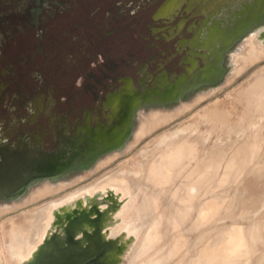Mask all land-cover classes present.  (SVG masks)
I'll list each match as a JSON object with an SVG mask.
<instances>
[{
  "label": "flooded vegetation",
  "instance_id": "flooded-vegetation-1",
  "mask_svg": "<svg viewBox=\"0 0 264 264\" xmlns=\"http://www.w3.org/2000/svg\"><path fill=\"white\" fill-rule=\"evenodd\" d=\"M169 1L162 0L147 21L140 19L146 29L139 37L123 33L131 25L122 26L118 2L116 11L108 13V31L83 53L91 57V68L86 69V62L76 74L65 70L73 57L69 35L46 33L41 27L42 22L52 26L49 15L56 9L54 3L31 0L0 15V210L24 202L45 183L72 185V173H90L108 157L129 152L145 115L222 85L233 65V47L261 26L260 18L251 23L244 16L243 3L233 15L240 16L235 24L207 15L199 26L189 23L185 34L188 19L178 16L174 24L176 12L169 15ZM129 7L128 2L125 9ZM138 8L136 4L130 15H136ZM8 24L38 31L33 51L23 50L17 70L3 63L4 48L13 34L11 29L1 32V27ZM52 37L53 43L47 44ZM126 37L130 46L122 57L119 47ZM111 45L118 48L117 58ZM148 109L153 110L145 114ZM94 223L97 229L83 248L72 239L44 252L36 264H104L110 250L128 243L125 238L103 240L98 216ZM90 238L112 245L90 261L86 259Z\"/></svg>",
  "mask_w": 264,
  "mask_h": 264
},
{
  "label": "rangeland",
  "instance_id": "rangeland-1",
  "mask_svg": "<svg viewBox=\"0 0 264 264\" xmlns=\"http://www.w3.org/2000/svg\"><path fill=\"white\" fill-rule=\"evenodd\" d=\"M29 1L31 0H0V15L16 9L20 3ZM48 1L54 3L56 7L55 10H52V14L49 15V17L53 18L51 22L52 26L42 22L41 27L46 33L69 35L66 38L68 42L71 41L70 49L73 51V57L72 59L70 58L72 65H68L65 70H67V72L72 71L74 74L78 73V70L80 71L83 66L86 65V62L88 63L89 59H91L90 56H83V53L85 54L87 52V48H94V41L98 36L108 31L110 27L108 24V13L116 11L118 2L122 5V26L126 23H130L129 25H131H128V29L123 31V33L126 32L128 35L135 34L138 35V37L143 34L146 29L144 22L140 21V19H145V21L150 19L154 10L162 2V0H152L151 3H149L150 0ZM128 2L131 3V7L125 9V4ZM169 3L170 6H172L169 15L171 16L173 12H176L174 24H178V18L180 16H184L188 19L185 30L182 32L185 34H187L186 28L189 23L194 21L196 22V26H199L203 23V19H205L207 15L214 17L216 22H232L235 24L238 22L236 16H240L236 15L233 18V15H235L236 10H241L243 3H245L242 9L244 16L249 17L251 23L260 18L261 26L252 30L249 35L238 41L233 47V65L222 85L213 88L209 93L205 92V94H203L204 92H201L189 95V97L182 101L184 103L166 106L165 111H170L169 113H165V115L169 117L166 121H169L167 123L165 121L161 127H156L150 134L144 135L139 140H137L138 138L135 136V139L130 143L129 152H125L123 155L117 153L108 157L95 167V171H91L90 173H72L70 178L75 179L72 185H53L49 192L50 194L47 192L49 194L48 196H45L47 193H44L45 183L38 188L39 190L35 191L37 194L43 193L41 195L42 198H38L37 200L34 199L31 202V198L33 199V194L31 193L29 195L30 198H27L24 202L2 212L0 214V264H24V261L28 258V250L32 244L36 242L35 229L37 230L39 223L41 224V222L44 221L54 202L80 190V188L82 189L95 184L105 177L115 176L117 169L128 162L129 172H127V174L133 178V189L134 191L142 190V200L134 206V209L129 214L133 217L141 212H146L149 208L151 210L153 209L149 217L151 219L154 217L153 220L155 223H153L155 226L146 232L142 230L140 236L144 233V237H139L127 253L123 255V264H200V254L198 252H189L193 243L197 244V248L202 249L207 237L213 236V234L218 232L219 229L221 230V228H223L224 231H228V228L236 225L238 227H244L247 231L251 229L253 217H255L257 212L264 205V147L263 145L257 147L258 141H262L263 135L252 129H250L249 133H247L248 131L244 133V126H250L249 123H256L264 128V0H170ZM57 4H60V6L57 7ZM136 4L137 7H139L136 15H130L131 11L136 10L134 9ZM211 5L212 8H210ZM206 9H208V11L205 12ZM134 18H138V22L134 21ZM136 22L137 26L134 28L133 25H135ZM9 26L8 24L1 27V32L2 30L11 29L12 31L10 33L13 34L4 48L3 63L13 64L14 68L17 70L23 50L33 51L38 31L34 27H27V29L20 30L17 28V25L12 26V28H9ZM132 27L133 29H131ZM46 28L48 30L45 31ZM71 28L72 31L70 30ZM128 38L129 37L123 39L119 47V49L122 50V57H124L123 52L128 50L130 46V40H128ZM51 41H54V37L48 39L47 44H52L53 42ZM57 43L61 44V42ZM251 44L254 45L252 46ZM64 48L65 47L61 49ZM110 50L111 54H113V52L116 53L115 58H117L118 48L111 45ZM254 50H258L261 54L260 56H256L257 58L252 63H248V58L254 56V54H252ZM90 68V64L88 63L86 69ZM256 82H259V84H256ZM214 102L216 106L218 105L217 108H219L221 104V108L217 109L215 105H212ZM214 108H216V111ZM202 109L204 110L203 113H201L203 111ZM152 110L153 109H148L145 111V114ZM222 112L225 113V115L223 114L224 118L221 116ZM204 113L212 118L217 115L218 118H214L213 121H211L212 118L206 115L203 116ZM211 113H213V116ZM175 114L178 115L176 116ZM194 114L197 115L193 116ZM219 116H221L223 120ZM142 119L143 114L136 120L135 130L139 128ZM220 119L221 123L219 121ZM189 120L192 122V125L188 123ZM193 120L197 124H195ZM203 120L207 122L210 121L211 123H207ZM147 123L148 121L144 123L143 119L139 130L142 128L146 131ZM187 123V127L191 125L196 128V125L198 126L194 131L197 134L193 133L192 137H190V135L187 141H184L181 135L176 134H180L181 132L179 131H181L182 126H185ZM230 129L232 131H230ZM168 130L170 131V135H172L168 138L172 140L167 139L170 142L167 140V142L165 141L164 144L166 145L163 144L165 149L169 147L174 148L181 143L180 145L183 144L188 148V155L180 164L173 167L174 179L170 182L165 181V185L158 187L155 177L149 174V167L155 157H150L151 160L149 159L146 164L143 163L145 162L144 156L143 158L141 157L142 160L138 164L135 163L134 157H137L138 154L142 156L147 146H153L152 142L157 139L156 137L164 133L165 135L169 134ZM171 130H175L174 132L176 133ZM246 130L249 129L246 128ZM173 135L176 136H174V139ZM199 135H205V138L204 136L199 137ZM203 138L207 139V141ZM181 139L182 141H180ZM203 140L206 141L208 145L205 144L206 148H204L207 152L204 149L201 150L203 145L202 142H204ZM200 144H202L201 147L198 146ZM213 148L216 152L212 153V151H215ZM159 149L161 150V148ZM199 149L202 152H198ZM245 150L248 152L249 156L248 163L241 166V168L238 167L239 164H236L235 167H233L232 174L228 176V183L226 181L227 184H223V176H225L227 165L231 166V162L236 160V156ZM156 154H159V150H156L155 155ZM218 154L219 156L221 155L220 157L223 160L217 157ZM215 156L216 158H214ZM206 158L211 160H204ZM212 160L213 162H211ZM139 164L142 165L143 169L140 173L142 174L144 172L142 175L137 173V168H134L136 166L138 167ZM211 165H213L212 170L215 173L214 178H211L208 174L210 171L208 168ZM166 170L167 167H165V173L167 172ZM235 171L237 172L235 173ZM80 175H84L85 177H78ZM174 183H176L174 189L170 192L169 188L165 190V186L169 184L173 185ZM240 189H242L243 198H247L249 201L252 200L251 204H249L246 209L247 212L245 211L246 214L250 215V222L245 220L243 223L235 224L234 219L231 218L219 219L224 215V211L228 212L236 206L233 204L232 199L237 196L241 197V195H239ZM165 191L169 192L167 202L160 204V199H164L165 201V194L161 195V193ZM210 197L218 200L219 208L211 218L205 221L207 223H212L202 226L200 229L198 223L204 220L199 217V214L202 210L208 209L205 203ZM189 204L195 205L190 212L187 211ZM154 211L157 213L155 214ZM165 216L175 219V221L177 220L178 223L175 222L177 227L169 225L165 227L163 223L165 222ZM146 219L147 218L141 219L139 223H144ZM24 222H27V225ZM29 223L30 225H28ZM31 224L33 225L31 226ZM152 229L153 233L151 234L150 231ZM238 234V232L235 233V238H237L236 236H238ZM147 238L148 240H146ZM235 240L237 239H234V241ZM263 251L264 238H261L256 245V251L253 255L251 264H261V262H264V255L261 258L257 256L259 252L261 253ZM218 255L214 256L208 264H221L219 262L220 256Z\"/></svg>",
  "mask_w": 264,
  "mask_h": 264
},
{
  "label": "bare ground",
  "instance_id": "bare-ground-1",
  "mask_svg": "<svg viewBox=\"0 0 264 264\" xmlns=\"http://www.w3.org/2000/svg\"><path fill=\"white\" fill-rule=\"evenodd\" d=\"M251 45L253 46L254 44H251ZM249 53H251V52H249ZM252 54H254V56L248 58V63H252L257 58L256 56H260L261 53L258 52V50H254L252 52ZM236 71H235V73H236ZM233 75H235V74H233ZM256 84H259V82H256ZM203 94H205V93H203ZM223 103H224V101H223ZM217 104H218V101H217ZM212 105L216 106L215 102ZM220 105H219V108H221ZM259 106H260V104H259ZM217 107H218V105L216 106V108ZM216 108H214L215 111H216ZM219 108H217V109H219ZM224 108H225V106H224ZM220 111H221V109H220ZM224 111H226V110H224ZM169 112L170 111L157 110V111L151 112L150 114L145 115L144 116V123L148 121L147 128H146V131H144L141 128L137 132V134H136V137L138 138L137 140L141 139L146 134H150L154 129H156V127L157 128H158V126L161 127V125L164 124V122L167 119H169V117L165 115V113H169ZM203 112H204V110L201 113H203ZM199 113H200V111H199ZM211 114L213 116V113H211ZM221 114H219V115H221L222 117H223V114L225 115V113H223V112ZM175 115L177 116L178 114H175ZM195 115H197V114H194L193 116H195ZM201 115H199V116H201ZM205 115L206 114L204 113L203 116H205ZM193 116H191V117H193ZM199 116H197V117H199ZM221 116H219V117H221ZM207 117L212 118L210 116H207ZM222 117H221V119H222ZM214 118L215 119L218 118L217 115L215 117H213L211 121H213ZM204 119H205V117H204ZM206 119H208V118H206ZM221 119L219 120L220 123H221ZM168 121H166V123ZM203 121H206V120H203ZM253 122H254V120H253ZM188 123L191 124L192 122L189 120ZM188 123L185 126H182V129L180 128L181 131L178 130L179 132H181L180 134L179 133L176 134V135H181V138H184L183 139L184 141H187V138L190 135H191L190 137H192L193 133L197 134L194 131L196 130V128L198 126L196 125V128H195V127H192L191 126L192 124H191L190 125L191 127L190 126L187 127ZM194 123H195V121H194ZM207 123H211V122L209 121ZM195 124H197V123H195ZM249 125L250 126L247 125L248 127L244 126V128H245V130L243 128L244 133L247 131H248L247 133H249L250 129H252L253 131H255L257 133L260 132V134L263 135V137H262V141H260V142L258 141L257 147L259 145H261V146L263 145V147H264V140H263L264 139V128L262 126L256 124V123H253V124L249 123ZM213 126H214V124H213ZM246 128L249 130H246ZM171 131L174 132L175 130H171ZM176 131H177V128H176ZM230 131H232V130L230 129ZM173 132H172V134H173ZM174 133H176V132H174ZM169 136H172V135H170V131H169V134L165 135V133H164V134L156 137L157 139L155 138L156 140L152 142L153 146H147L146 149L143 148V149H145L144 150L145 153L142 156H140L141 154H138L137 157H134V161L136 164L141 162L143 156H144V160H145V162H143L144 164L147 163V161L150 159V157H152V156L155 157L153 159L152 164L149 167L150 168L149 174L151 176L155 177L156 185L158 187L161 185H165V181L170 182L174 179L173 171H172L173 167L175 165L180 164L188 155V148L183 144L180 145L181 143L174 148L169 147V148L165 149V146H163L165 141L167 139L172 140L171 138H168ZM174 136L175 135H173V139L176 137V136L175 137ZM200 136H202V135H199V137ZM203 136L205 138V135H203ZM244 138H245V136H244ZM197 139H199V138H197ZM197 139H196V141H197ZM204 140L207 141V139H204ZM167 141H169V140H167ZM180 141H182V139ZM206 141H204L205 143L202 142L203 145L202 144L198 145L199 147H201V145H202L201 150L206 148V145H207ZM169 142H168V144H169ZM164 145H166V144H164ZM170 145H172V144H170ZM159 148H161V150ZM217 148H219V147H217ZM185 149H187V150H185ZM156 150H159V154L155 155ZM213 150H215V149L213 148ZM199 151H200V149L198 150V152ZM205 151L207 152V150H205ZM205 151H204V153H205ZM200 152H202V151H200ZM209 152H211V151H209ZM213 152H216V150L212 151V153ZM217 153H220V152H217ZM210 154H208V155H210ZM220 156L218 154L217 157H220ZM207 158L204 160H206V161L211 160V159L208 160ZM210 158H213V157H210ZM214 158H216V156ZM220 159H222V158L220 157ZM248 160H249L248 152L246 150L243 152H240L238 154V156H236V160L231 162L232 165L231 166L227 165V167L225 169V176H223L222 183L225 184L226 181L228 183V178H229L228 176H229V174H232L233 167H235L236 164H239L238 167L241 168V166L248 163ZM211 162H213V160ZM130 165H131V163H130ZM212 166L213 165H211L208 168L210 170V171L208 170L209 171L208 174L210 175L211 178H214L215 173L212 170L213 169ZM143 167H144V165H143ZM165 167H167L166 173H165ZM134 168H137V171H138L137 173H140V172H142L141 170H143L141 164H139L138 167L136 166ZM135 171H136V169H135ZM237 171H235V173ZM127 172H129V162L122 165L121 167H119L116 171L115 176H111V177L109 176L107 178L105 177L103 180L101 179V181L99 180V182H97L95 184H92V185L87 186V187L82 188V189L80 188V190H77V191L73 192L72 194L66 196L65 198L54 202L51 205V207L49 209V213L45 217L44 221L41 222V224L39 223V227H37V230L35 229V231H36L35 232L36 242L34 244H32V246L30 247V249L28 250V253H27L28 255H32V256L29 259H26L24 261V264H36L38 258L44 252L51 250L55 245L66 246V245H68V243L71 242L72 239H76L77 243H78V247L83 248L89 242L90 235H92L94 233V231L97 229L96 224L94 223L97 216L100 218V227H101L100 228V235H101V238L103 240H107V239H118V240L120 239L121 240V239L125 238L126 241L128 242V243H126V245L124 243L123 244L121 243L116 248H113L112 250H110L106 259L104 260V264H123V262H122L123 261V255H125L127 253V251L131 248V246L134 244V242L139 237H144V235H143L144 233L142 234V236H140L142 230H144L146 232L155 226V224H154L155 221L153 220L154 217L152 219L149 217L151 212H153V209L151 210L149 208L146 212H141V213H139L133 217L130 216L129 213L132 212V210L134 209V206L137 205L140 202V200H142V197H141V191L142 190L141 191L140 190L134 191V189H133L134 183L132 180L133 178H131L132 176L128 175ZM138 176H140V175H138ZM66 184L67 183L62 182L59 185H66ZM52 186H53L52 184L46 183V186H44V188H45L44 193H47V192L49 193ZM165 187H166L165 190H168V188H169V192H170L172 189H174L176 187V183H174L173 185L169 184ZM36 190H39V189L37 188ZM36 190L31 192L33 194V199L31 198V202L34 199L37 200L38 198H42L41 195L43 193L37 194L35 192ZM241 190L242 189L239 190L240 191L239 195H241V197L237 196L236 198L232 199L233 204H235L236 206L233 207L228 212L224 211V215L221 216L219 219L231 218V219H234L235 224L236 223L237 224L243 223L245 220H248L250 222V219H249L250 215L246 214L245 211H246L247 207L249 206V204H251L252 200L249 201L247 198H243ZM169 192L165 191L164 193H161V195L165 194V201H164V199H160V201H159L160 204L161 203L163 204V202H165V203L167 202ZM48 193H47V195L45 194V196H48L50 194V193L49 194ZM158 196H160V195H158ZM28 198H30V197H28ZM15 205H18V204H15ZM194 206L195 205H193V204L192 205L189 204V208L187 209V211L190 212ZM205 206L208 209L202 210L199 214V217L202 218V220H204V221L198 223L199 224L198 226L200 227V229L202 226H205V225L212 223V222L207 223L205 221H207L209 218H211L217 212V209L219 208L218 200H216L213 197H210L206 201ZM10 208L11 207H6V208L0 210V214L6 210H9ZM154 212H155V214L157 213L156 211H154ZM34 217H35V215H34ZM186 217H187V215H186ZM262 217H263V219H262ZM144 218H147L146 221L144 220V223L140 224L139 221L141 219H144ZM253 218H252L253 222L251 223L252 227L248 231L245 230L244 227H238L236 225L228 228V231H224L223 228H221V230L219 229V231L214 233L213 236H208L209 238L207 237V240L204 242V246L202 249L197 248L196 247L197 244L193 243V245H191V247H190L191 249L189 252H191V253L198 252L200 254V256H199L200 264H208L211 261V259L218 254H219L218 256H220L219 262L221 264H251L252 260H253L252 259L253 255L256 251V245L259 242V240H261V238H264V205L261 207V209L257 212L255 217H253ZM175 222L178 223L177 220L175 221V219L168 218L167 216H165V222H163V223L165 224V227H167L168 225L172 226V227H177L175 225L176 224ZM24 223H26V225H27V222H24ZM37 223H38V221H37ZM28 225H30V223ZM32 225L33 224H31V226ZM16 230H17V228H16ZM150 232L152 234L153 229ZM237 232L239 234H238V236H236L237 238H235V233H237ZM148 238L146 240H148ZM234 239H237V240L234 241ZM110 245H112V241L100 243L97 238H90V244L88 245L87 249L88 248H91V249L89 250V253L86 255V259H89L90 261L94 260L103 251H106L110 247ZM58 251H60V249ZM263 255H264V251L261 253L259 252L257 254V256L259 258L263 257ZM12 264H15V263H12ZM146 264H149V263H146ZM261 264H264V262H261Z\"/></svg>",
  "mask_w": 264,
  "mask_h": 264
}]
</instances>
